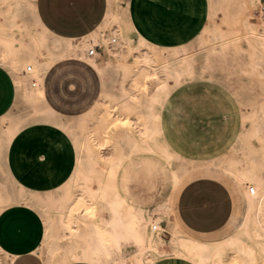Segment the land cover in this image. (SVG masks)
<instances>
[{
	"label": "bare ground",
	"instance_id": "1",
	"mask_svg": "<svg viewBox=\"0 0 264 264\" xmlns=\"http://www.w3.org/2000/svg\"><path fill=\"white\" fill-rule=\"evenodd\" d=\"M262 4L263 0H209L213 30L228 37V43L218 45L219 38L213 37L205 45L189 48L186 43L162 46L141 35L130 18L131 0H107L104 19L80 38L46 29L37 15L36 0H0V69L9 75L15 90L12 105L0 118V214L17 206L41 218L43 238L32 254L44 264H119L126 257L121 249L128 245L135 264H151L161 255L163 242L160 233L149 229L167 219L172 254L193 251L192 258L200 264H264V164L255 171L252 161L243 170L226 168L249 191L243 205L245 217L234 235L222 241L193 244L181 229L176 231L177 226L168 220L173 196L154 209H142L129 204L118 188L119 172L133 157L154 155L166 163L175 157L160 129L161 112L168 104L165 95L186 71L201 80L211 52L236 54L245 69L264 81V13L252 12L259 7L264 10ZM222 12L229 14L226 30L216 25ZM123 24L133 26L134 42ZM209 32L207 28L202 34L206 37ZM194 40L199 42L197 37ZM90 49H95V57L87 56ZM70 62L88 67L95 81L94 101L75 115L55 109L48 90L51 76ZM82 80L86 85L91 79L86 75ZM74 87L68 85L69 90ZM52 132L58 137H50ZM35 135H47L61 153L64 140L72 150V166L65 179H55L48 188L25 185L9 166L15 139ZM251 135L260 141L264 158V133L253 129ZM46 160L40 151L30 165ZM215 171L212 165L199 169L200 176H214ZM179 172H171L172 193L182 182ZM101 210L109 219L100 223L97 213ZM60 242L66 247L61 262H55ZM15 258L0 247V264H12Z\"/></svg>",
	"mask_w": 264,
	"mask_h": 264
},
{
	"label": "rangeland",
	"instance_id": "2",
	"mask_svg": "<svg viewBox=\"0 0 264 264\" xmlns=\"http://www.w3.org/2000/svg\"><path fill=\"white\" fill-rule=\"evenodd\" d=\"M150 1L153 10H151L152 8H147L149 11L147 12V16L152 19L153 24L158 27L163 34L166 35L164 42L168 45L165 46H182L186 43L189 48H192L193 44L205 45L211 42L213 37L219 38L216 40L218 45L222 46L228 43V37L219 34L217 30H213L215 25L214 23L212 24L208 18L209 0ZM261 8L262 7L257 8V10H259L257 14L258 16H263L264 10L263 8ZM120 12L122 13L123 9L120 8ZM228 18L229 14H226L224 12H222V14L219 13L216 18V25L219 28L226 30L227 25L224 22ZM251 22H255V20H252ZM122 26L126 36L132 42H134L136 40V35L134 33L133 26L130 24H123ZM207 28L210 30V32L206 37H204L202 33ZM196 37L199 42L194 43V38ZM187 42L190 43L188 44ZM210 56H212L213 59H211ZM205 61L207 66L206 69H203L201 71V73L203 74H201V80H195L193 76L187 71L183 73L182 77L177 81L174 89L168 95H165L168 100L166 108L169 105V100L173 93L179 88L186 85L194 84L198 86H206L222 92L223 95L220 97V99L216 100V98H213V101L210 105L212 106L214 104L222 103L224 108L233 109L235 111L233 123L236 124L238 118L240 125L232 138L228 150H226V152L221 156L215 158L199 160L185 159L167 143L163 134V127L160 118L162 138L165 140L167 146H169L175 152V157L173 159H170V163H166L154 155H149L146 157H133L132 161H130L126 165L124 172L121 173L119 177L121 183L120 185L123 186L121 188V191H123L124 189L125 195L127 196L128 200H130L129 202H133L146 209H154L166 202L170 195L171 198L173 196L171 205L173 204V200L175 197L174 194L177 193H172L171 191L172 186L174 185L172 184L174 183L172 175L175 172L180 171L179 173L182 176V182L180 186H178L179 190L187 181L200 176V166L212 165L217 170L215 171L214 177H217L220 180L210 177H206V179L216 181L226 189L230 197L232 216L228 224L222 229L221 233L213 237L202 238L195 237L185 232L176 221L172 209V214L170 213V215L168 216V220L171 223L173 221V224L177 226L175 230L179 231L181 229L180 231L183 232L185 236L187 235L186 237L191 239L193 241V244L205 243L210 240L222 241L227 237L233 236L236 231V225L242 218L245 217V213H243V205L245 204L246 194L247 191H249V188L246 189L245 187H243L238 180H235L236 178L234 177L232 172H228L226 168L230 169V171H233L234 167L238 170H243L250 164V161H252L254 164L253 169L255 171L259 170L260 167L264 164V158L262 156V151L260 148V141H258L255 136L251 135V131L253 129L260 134L264 133V81H260L255 75L254 71L245 69L244 63L237 58L236 54L228 50H224L222 52L213 51L210 53V55H208V57H206ZM214 73H218L219 75L214 76ZM86 75H88L91 80L88 84L85 85L82 79H84ZM92 76V72L86 66H82L76 62L65 64L60 72L51 76L50 78L48 90L51 97V103H53L52 106L57 110L63 111L62 113L68 115H75L77 113L79 114L86 110L95 99V81ZM56 80H58V82ZM70 83H73L75 86L73 90L68 89V85ZM206 93H208L210 96L212 95L209 91ZM215 101L218 102L216 103ZM55 102L56 104L54 105ZM166 108L162 110V112H164ZM256 122L258 124H256ZM52 133L50 137H52L53 139H55L59 135V133L57 132H55L54 134ZM53 148V150H55L54 155L60 158L55 160H61L63 153H61L58 148L54 146ZM40 151L42 152L43 150L39 149L38 153ZM216 172H218L219 175ZM66 175L64 177H62L61 175L59 178H57V180L63 181ZM231 176L233 177L231 178ZM240 187L243 189L241 190ZM206 190L207 194H210V189H204V192H206ZM213 196L215 195L213 194ZM216 196H218V194H216ZM106 213L107 212H105L104 210L98 211L97 216L100 223L109 219L108 214ZM41 224L43 227L42 221ZM157 228L158 232L156 233L163 232L162 234H160V238L162 239L163 243L159 248L161 250V255L156 257V260L154 259L151 264H200L196 260V258H192L190 253L193 254V251H184L179 255L172 254L170 252L169 243L171 241L172 234L167 225V219H164L159 225H157ZM64 247H66V245H64L62 242L57 245L58 251L56 252V256L53 261L61 262ZM131 251L132 248L128 245L122 247V255L126 257L119 264H135L131 258ZM185 257H187V259ZM17 264L40 263L36 258L31 257L30 261H26L24 263L18 262Z\"/></svg>",
	"mask_w": 264,
	"mask_h": 264
},
{
	"label": "crops",
	"instance_id": "3",
	"mask_svg": "<svg viewBox=\"0 0 264 264\" xmlns=\"http://www.w3.org/2000/svg\"><path fill=\"white\" fill-rule=\"evenodd\" d=\"M150 2L131 0L132 24L151 42L168 45L164 42L166 35L147 16V8L153 10ZM106 9L107 0H36L37 15L44 27L57 35L69 38H80L94 30L104 19ZM208 91L214 97L206 93ZM14 94L11 78L0 69V118L12 105ZM222 95V92L214 88L192 84L179 88L171 96L169 105L161 114L163 134L167 143L185 159L215 158L228 150L240 125L238 118L236 124L233 123V109L224 108L222 103L210 105L213 98L218 100ZM39 149L43 150L47 160L42 165L32 167L30 163ZM53 149L47 135L22 136L19 139L17 137L9 157L11 172L29 187L52 186L55 179L66 175L72 163L71 149L65 140L61 160H55L60 158L54 155ZM130 161L119 172L118 188L129 204L146 209L129 202L124 189L121 191L123 186L120 185L119 177ZM206 177L218 179L204 175L187 181L175 194L172 204L174 217L180 227L185 232L202 238L221 233L232 216L230 197L226 189ZM208 188L211 195L207 194V190L204 192V189ZM41 221L34 211L24 207L12 206L0 214V247L16 257L12 264L30 261L31 257L44 264L40 257L32 254L43 238Z\"/></svg>",
	"mask_w": 264,
	"mask_h": 264
},
{
	"label": "built area",
	"instance_id": "4",
	"mask_svg": "<svg viewBox=\"0 0 264 264\" xmlns=\"http://www.w3.org/2000/svg\"><path fill=\"white\" fill-rule=\"evenodd\" d=\"M263 6H264V1H263ZM258 12H259V10H257V9L253 10V13H254L255 15H257ZM94 51H95V49H90V50L87 52V56H89V57L94 56ZM28 70H29V69L27 68V71H28ZM149 231H150L151 233H156V232H158V228L152 226V228L149 229ZM162 233H163V232H161L160 234H162Z\"/></svg>",
	"mask_w": 264,
	"mask_h": 264
}]
</instances>
